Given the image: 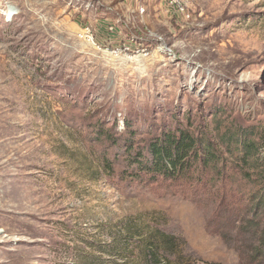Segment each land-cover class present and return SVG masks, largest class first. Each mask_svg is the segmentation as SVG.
Listing matches in <instances>:
<instances>
[{"label": "rangeland", "instance_id": "374dc122", "mask_svg": "<svg viewBox=\"0 0 264 264\" xmlns=\"http://www.w3.org/2000/svg\"><path fill=\"white\" fill-rule=\"evenodd\" d=\"M178 126L224 160L146 181ZM0 145V264H147L96 248L130 221L167 264H264V0H0Z\"/></svg>", "mask_w": 264, "mask_h": 264}, {"label": "trees", "instance_id": "16d2710c", "mask_svg": "<svg viewBox=\"0 0 264 264\" xmlns=\"http://www.w3.org/2000/svg\"><path fill=\"white\" fill-rule=\"evenodd\" d=\"M241 154L238 160L247 164V160L255 152L253 142L240 141ZM133 147H130L131 150ZM144 149H137L129 154L128 162L136 166L137 172L143 174L146 181H155L158 178L177 180L197 166L206 167L211 162L223 161L215 152L211 144L201 136H195L189 129L180 126L164 129L160 135L152 137ZM130 152V151H129ZM250 176V174L248 175ZM264 191V185L262 186ZM264 195L260 196L255 204L258 207L264 204ZM115 244L97 245L99 252L111 251L113 254H130L135 243L142 244L145 249L147 264H167L169 257H174V244L178 238L157 229L145 222L137 221L125 223L122 233L114 237ZM261 251V249L258 247Z\"/></svg>", "mask_w": 264, "mask_h": 264}, {"label": "bare ground", "instance_id": "6f19581e", "mask_svg": "<svg viewBox=\"0 0 264 264\" xmlns=\"http://www.w3.org/2000/svg\"><path fill=\"white\" fill-rule=\"evenodd\" d=\"M2 133V132H1ZM9 150V151H8ZM16 150V149H15ZM8 151V152H7ZM12 152V150L9 147H3L0 145V158L3 155H9ZM9 153V154H8ZM17 153V152H16ZM2 163V162H1Z\"/></svg>", "mask_w": 264, "mask_h": 264}]
</instances>
